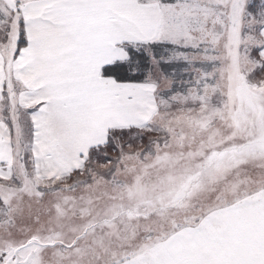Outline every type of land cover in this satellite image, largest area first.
I'll return each mask as SVG.
<instances>
[{
	"label": "snow or ice",
	"instance_id": "6c2138e0",
	"mask_svg": "<svg viewBox=\"0 0 264 264\" xmlns=\"http://www.w3.org/2000/svg\"><path fill=\"white\" fill-rule=\"evenodd\" d=\"M0 264H264V0H0Z\"/></svg>",
	"mask_w": 264,
	"mask_h": 264
}]
</instances>
